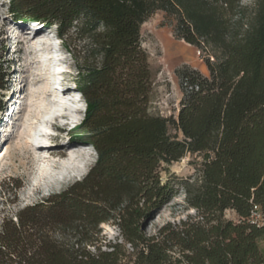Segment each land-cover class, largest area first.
Returning <instances> with one entry per match:
<instances>
[{
	"label": "trees",
	"instance_id": "16d2710c",
	"mask_svg": "<svg viewBox=\"0 0 264 264\" xmlns=\"http://www.w3.org/2000/svg\"><path fill=\"white\" fill-rule=\"evenodd\" d=\"M243 1L10 0L15 19L55 29L74 58L85 112L72 139L96 159L82 180L2 219L0 264H264V0L250 13ZM157 11L175 19L177 39L214 55L208 77L178 72L176 120L149 112L140 28ZM4 53L0 43V113ZM187 154L202 157L197 176L163 182L162 166ZM178 187L197 216L146 235ZM253 206L262 225L249 221ZM109 222L121 241L101 238Z\"/></svg>",
	"mask_w": 264,
	"mask_h": 264
},
{
	"label": "rangeland",
	"instance_id": "374dc122",
	"mask_svg": "<svg viewBox=\"0 0 264 264\" xmlns=\"http://www.w3.org/2000/svg\"><path fill=\"white\" fill-rule=\"evenodd\" d=\"M255 1L242 2L248 13L253 10ZM175 24L172 16L157 11L141 26L140 36L141 48L148 57L152 79L149 112L176 120L182 99L178 72L187 67L208 77L205 60L209 56V62H213L214 55L212 52L206 55L202 49L177 39L174 35ZM42 32L45 33L42 35L43 40L52 41L53 44L56 43V39L59 40L60 45L56 44L57 52L53 56L50 55L51 57L41 51L42 46L37 44V39L33 40L35 34ZM0 43L5 50L3 69L6 72V91L1 94L4 110L0 113L1 223L4 217L15 221V215L23 208L60 193L82 180L93 166L96 154L91 147L73 149L80 145L73 142L71 133L82 121L84 114L82 109L85 105L76 89L77 71L74 67V58L62 44L55 29L43 30L41 25L18 21L11 13L10 0H0ZM53 84L56 86L61 84L63 90L69 89V94L63 98L77 109L76 116L79 119L77 123L67 125L61 118L56 121L59 115L57 112L50 118L45 117L49 100L47 90L49 85ZM57 99L61 100V97L58 96ZM22 108L25 109L20 113ZM42 118L48 119L46 121L49 122H43ZM169 134L179 140L182 139L181 133L172 125L169 127ZM33 141L39 144L49 142V147H55V144L66 145L64 149L66 158L57 157L37 162L32 154L33 150L29 147ZM70 153L83 154L80 177H73V172L68 167L74 161L67 158ZM201 161V156L187 154L176 163L163 165L160 172L161 180L179 184L188 178H195ZM58 164H62L63 169ZM37 168L52 176V180L38 182ZM36 182L38 185L35 189L31 184ZM196 216L195 210L185 204L184 190L178 187L176 195L146 223L144 231L146 235H153L168 223L179 224ZM223 219L235 220L234 213L226 211ZM100 228L103 240L121 241L118 229L112 222L103 224ZM259 247L264 254V239L259 242Z\"/></svg>",
	"mask_w": 264,
	"mask_h": 264
},
{
	"label": "bare ground",
	"instance_id": "6f19581e",
	"mask_svg": "<svg viewBox=\"0 0 264 264\" xmlns=\"http://www.w3.org/2000/svg\"><path fill=\"white\" fill-rule=\"evenodd\" d=\"M44 34H45L44 32L35 34L33 36V40L37 39V44L42 46L40 48L41 51H43L44 53L48 54L49 56L50 55L53 56L57 52L56 44H53L52 41L43 40L42 35H44ZM34 51L36 52V49H34ZM60 85L61 84H59V86H56L55 84H53L51 86L49 85V88L47 90L48 96H49L48 107H47L44 115H45V117H49L50 118L52 114L57 112V113H59V115H58V118L56 119V121H58L61 118V119H64L67 122V125L68 124H72L73 125V124L77 123V121L79 120L77 118V116H76L77 109L75 107H73V105L68 103L63 98L65 95L69 94L68 93L69 89L65 88L63 90V88L60 87ZM58 96L61 97V100L57 99ZM22 107H23V104H22ZM24 109L25 108H22L20 113H22ZM44 118H42L43 122L48 120V119H44ZM43 122H40V123L43 125L44 124ZM46 122H49V121H46ZM54 122H52L53 125L55 124ZM41 134H39V135H41ZM49 145H50L49 142H45V143L39 144V143H36L34 141L31 143V145H29V147L33 150L32 154H33V156L36 157L37 162L39 160H44V159L51 160V159L57 158V157L58 158H66V156L64 157V149H65L66 145H56L55 144V147H49ZM73 149L81 150V149H87V147L79 146V147L73 148ZM81 155H83V154L82 153H77V155H75L74 153L73 154L70 153L67 156L68 159L74 160L73 163L71 164V166H68V167H69V169H71V172H73V177H75V178H77L79 175L81 176V174H80L81 169H82V163L81 162L83 161ZM58 165H60L61 169H63V165L62 164H58ZM36 176H37L36 178H38V182H42L43 180H48V181L52 180V176L48 175L43 170L42 171L38 170V168L36 170ZM37 185H38L37 182L31 184V186H34L35 189L37 188L36 187Z\"/></svg>",
	"mask_w": 264,
	"mask_h": 264
},
{
	"label": "built area",
	"instance_id": "2783aa9c",
	"mask_svg": "<svg viewBox=\"0 0 264 264\" xmlns=\"http://www.w3.org/2000/svg\"><path fill=\"white\" fill-rule=\"evenodd\" d=\"M249 221L258 226L263 224V218L257 206H253L250 212Z\"/></svg>",
	"mask_w": 264,
	"mask_h": 264
},
{
	"label": "clouds",
	"instance_id": "9594fccd",
	"mask_svg": "<svg viewBox=\"0 0 264 264\" xmlns=\"http://www.w3.org/2000/svg\"><path fill=\"white\" fill-rule=\"evenodd\" d=\"M85 112V108H84V111H83V113ZM83 179V178H82ZM80 181V180H79Z\"/></svg>",
	"mask_w": 264,
	"mask_h": 264
}]
</instances>
